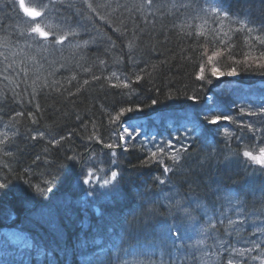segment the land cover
Instances as JSON below:
<instances>
[{"label": "trees", "instance_id": "1", "mask_svg": "<svg viewBox=\"0 0 264 264\" xmlns=\"http://www.w3.org/2000/svg\"><path fill=\"white\" fill-rule=\"evenodd\" d=\"M88 2L95 10H89L85 0H42L46 9L40 11L48 14L40 21L41 27L55 36L69 29L75 33L69 35L71 44L66 41L61 46L54 41L38 45L26 38L24 34L35 25L18 14V2L14 6L13 0H0V132L15 119L8 131L10 142L0 145V181L8 180L7 188L0 191V264H43L37 257L47 254L53 255L51 264H60L63 255L69 256L95 235L114 241L107 247L112 253L101 257L106 264H159L163 257L148 255L156 250L153 235H169V254L183 258V264H229V260L232 264H261L264 249L261 255L253 251L243 256L236 249L251 247L250 241H264L260 237L264 228L255 227L264 224V171L243 157L244 151L264 145V136L253 137L240 126L255 117H246L241 109L246 113L264 108V70L236 61L260 50L252 39L264 36L260 31L264 28V0H154L151 9L141 7L142 0ZM209 4L219 9V16L207 11ZM248 29L255 31L249 34ZM214 50H222L216 66L224 72L236 68L239 84L206 75V68L205 79L196 80L200 66L207 64L204 52ZM137 75L143 77L139 82ZM125 82L128 89L123 88ZM113 84L120 87L113 88ZM124 108L133 111L112 123L109 114L115 117ZM17 112L24 115L16 116ZM183 112L187 118L181 117ZM213 114L231 116L232 122L218 131L198 121ZM124 123L134 136L129 139L125 134L127 151L117 152L112 159L117 147L108 149L104 144L118 140ZM37 133L44 135L41 138ZM33 135L37 139L33 140ZM159 140L172 141L176 148L172 150L183 142L179 149L187 151H180L177 162L170 158L176 152L169 153L167 148L163 156L158 153L152 159ZM208 149L213 151L217 168L206 164ZM101 155L110 158L109 167L99 173L84 168L85 178L88 172L106 177L117 171L116 185H120L123 167L131 170L127 175L134 173L142 181L150 172L158 173L149 180L150 191L162 196V203L153 205L159 213L153 222L164 224L165 234L163 227L139 233L136 216L118 223L122 218L119 213H109L89 191L70 184L76 175L73 164L91 162ZM68 156L75 160L69 161ZM160 159L162 164L157 162ZM164 164L170 165L171 172H164ZM175 169L199 172L205 190L227 194L228 200L215 207L201 200L207 214L196 206L191 209L201 227L208 226L209 220L217 225L204 244H197L199 228H193L191 222L181 230L182 240L169 234L177 217L170 214L163 197L188 201L180 183L172 185ZM207 172L211 175L206 176ZM209 177L221 182L230 179L231 183L212 187ZM45 179L54 182L52 191L44 196L25 184L27 180L46 187ZM88 203L97 204L96 210L86 208ZM85 210L89 223L83 221ZM22 211L28 213L21 215ZM229 219L237 223L230 225ZM107 223H113L107 233L97 232ZM16 229L34 239L28 241ZM127 238L140 240L135 249L149 259L130 258L133 249L124 245Z\"/></svg>", "mask_w": 264, "mask_h": 264}, {"label": "snow or ice", "instance_id": "2", "mask_svg": "<svg viewBox=\"0 0 264 264\" xmlns=\"http://www.w3.org/2000/svg\"><path fill=\"white\" fill-rule=\"evenodd\" d=\"M16 4H17V0H13V5L16 6ZM85 5L89 10H95L94 5L92 3H89L88 0H85ZM153 6H154V0H142L141 7L151 9ZM39 9H46V5L44 3H42V0H35L34 5L26 4L25 0H18V8H17L18 14L22 13L23 16L29 18L30 23L35 25V26L31 27L30 33L24 34L26 36V38L32 39L33 42L38 44V45H45V42H48V44L50 45L53 41L56 45H61V46H63L66 41L69 44H71V40L69 39V35H72V36L75 35V33L71 32V29H69L68 33H61L60 35L55 36L53 34H50V32L45 30L43 27H41L40 21H41V19L46 18L48 13L46 10L40 11ZM204 11H205L204 9H201V12H204ZM207 11L211 12L214 17L220 15L219 9L217 7L210 5V4H209ZM224 18H227V17L225 16ZM253 31H255V30L254 29H248L249 34H251V32H253ZM260 31L264 32V28H261ZM196 34L199 35L200 33H196ZM252 43L253 44L258 43V45L260 46V50L258 51V53L256 55H252L251 53H249V54L244 56L243 61H236V63H238V64L243 63V64L247 65L249 68H251L254 64L256 68L264 70V36H262V35L255 36L252 39ZM251 47H252V45L250 44L249 48H251ZM203 55L207 59V64L200 66L199 73L196 74V80L203 81L205 79L204 72H205L206 66L210 68L211 76L214 78H217V79H220L223 76L234 77V76L238 75L237 69L234 67L231 68L229 71L224 72L216 66V62H217L218 58L222 55V50H214V51H210V52L205 51ZM113 76L115 77V73H113ZM142 78L143 77L141 75H137L136 76V82H139ZM97 79H98V77H97ZM210 82L211 81H209V83ZM84 84H88V81L85 80ZM112 87L118 88V87H120V85L119 84H113ZM123 88L128 89L129 83L128 82L123 83ZM152 103L155 104L156 100H153ZM131 111H133L132 108L121 109V111L115 117H112L111 114H109V119L112 121V123H117L118 121H120V118L125 114V112H131ZM241 112L243 114L248 115V116H256V117H258V120L256 122H249L248 124L242 123L240 126L243 128H246L248 132L252 133L253 137H255L257 134L264 136V108L260 109L259 111L249 110L246 113H244L243 109H241ZM22 115H24L23 112H17L16 113V116H22ZM29 118H31L30 113H29ZM204 119H206L207 122L209 124H212V125L221 124L222 120L229 122V123L232 122L231 116H221V115H217V114L205 116ZM33 122H35V121H33ZM14 124H15V119H13V121H12V125H14ZM12 125H10L6 131L0 132V145L6 146L10 142L11 138L8 136V131L12 130ZM121 132L123 134L118 135V140L116 142L106 143V144H104V147L108 148V149H113L114 147L120 146V144L125 141V138H126L125 134H126L127 138H129V139L133 138V136H134L133 133L129 132V130L127 128H123L121 130ZM37 135H39L42 138L44 134L43 133H37ZM37 135H33L31 138L33 140H35V139H37ZM228 135H230V133L225 132V136H228ZM97 142H100L99 138H97ZM56 143H59V141H56ZM262 143H264V141H262ZM172 148H173V144L171 141H169L168 142L169 153H171ZM257 150H258V154H254L252 150H246L243 152V157L247 158L248 161L259 166V169L261 171H264V146L258 145ZM5 151L6 152L9 151V149H7V147H6ZM125 151H127V148H125ZM180 151L186 152L187 148L177 149L175 154H171L170 158L173 160V162L178 161V156H179ZM158 153L161 156L164 155L165 149H164L163 145H161L157 151H153L151 153V158L155 159L157 157ZM116 155H117V153L115 151H113L111 153V156H113V157H115ZM67 159L69 161H74L75 156H68ZM157 162L162 164L163 159H160ZM113 163H115V161H113ZM170 171H171V168H169V167L164 168L165 173H168ZM92 176H93V173L88 172L87 173L88 178L83 179V183L85 185H90L91 184L90 178ZM54 179L53 180L45 179L43 181V184L46 187H42V186H40V184H37L34 186L27 180H25V184H27L31 189H34V192L38 196H44L45 192L50 193L52 191L53 187L51 185L53 184ZM157 179L159 180V183L161 185L165 184V180L159 179V178H157ZM117 183H119L118 172L117 171H111L110 177H107V176L104 177L102 179V183H99V185L101 187L107 188V187H113ZM7 186H8V180L0 181V191L5 190L7 188ZM163 200L165 201L166 206L169 208L170 214H173L177 217V222L174 224H171L170 229H169V234L171 236L174 235L176 240H182L181 239V230L185 229L186 222H191L193 228H199L200 239L197 241V244H204L205 238H209V239L211 238L212 230H215L217 227L216 224L211 223V220L208 221V226L201 227L197 218L194 215H192L191 209L185 207L181 199H176L175 197L165 195L163 197ZM196 208L201 209L205 214H207L208 210L206 208H204V206L202 204L197 202ZM246 219H247V217H246ZM228 223L230 225H235L237 222L229 219ZM178 225L181 227H178ZM255 227L258 229L264 228V224H256ZM260 237H264V231L260 232ZM249 243H251V245H252L251 247H244L242 249H236V251L239 253V255L243 256L244 253H251V252L256 251L258 249H264V241H260V242L250 241ZM177 251H179V249H177ZM251 259L255 260L256 257L252 256ZM229 264H232L231 260H229ZM261 264H264V260L261 261Z\"/></svg>", "mask_w": 264, "mask_h": 264}, {"label": "bare ground", "instance_id": "3", "mask_svg": "<svg viewBox=\"0 0 264 264\" xmlns=\"http://www.w3.org/2000/svg\"><path fill=\"white\" fill-rule=\"evenodd\" d=\"M248 117L247 115H245ZM182 118H187V113H182ZM258 117H254L252 119V122L257 121ZM183 120V119H181ZM248 120V118H247ZM260 137H262L260 135ZM259 138V137H258ZM264 141V140H262ZM207 144V143H206ZM204 144L203 147H206L207 145ZM114 151V150H113ZM112 151V152H113ZM212 149H208V151L205 152V155L207 154L209 156V159L206 161V164L209 166H213V168H217V166H214L215 161L212 153ZM112 159L115 157L111 156ZM110 158L106 155H101V157L93 158L91 159V162H85L84 160H81L78 162L77 166L73 164L75 168V172L79 171L81 168H87L95 173H99L103 171L104 169L109 167ZM165 167H170L168 164H164ZM223 169L219 167V170ZM59 172L58 170H56ZM129 170L128 167L122 168V174L127 175ZM171 172V171H170ZM175 176L174 180L172 182V185H177L180 183V189L183 190L186 194H188V201L184 203L185 207H188L189 209H193L194 206H196V203L200 202L201 200L208 201L207 206H216L217 203H224L228 200L227 194L221 191L216 192H209L205 190L204 186L202 185L201 176L199 175V172H191V173H182V171L178 172V169H175ZM70 174L73 176L74 172L71 167ZM158 174L157 172H150L147 177H145V181H142L140 177H137L134 173L125 176L121 175V184L116 185L113 187H107L103 188L99 185V183H102L103 177H100L98 174L93 175L96 178L91 179V184L86 185V187L81 186L83 181L82 178H85L84 176L78 177L80 180L76 181V186L79 189H83V191H89L90 193H94L96 191L102 193L107 192L105 197L101 198V202L103 203V207L106 209L109 208L108 212H117L119 213L122 218L117 221L118 223H123L126 219H133L136 216L135 220V230L139 233H144L146 231H153L154 228H161V231L166 232V227L164 224L154 223L153 217L156 215H159V213L155 210L154 206L158 207V204L160 205L162 203V196H156L155 193H153L150 187V179ZM211 172H207L206 176H210ZM60 178H63V174L60 170ZM75 179V176L73 177ZM174 181H177L174 182ZM219 183H222L221 186L229 185L231 183V180L228 179L226 181H217L213 177H209L208 184L212 187H217ZM146 185V187H144ZM149 189V190H148ZM193 189H196L195 191ZM79 190V191H81ZM154 203V204H152ZM115 205V208L112 206ZM28 211H22L21 215L27 214ZM193 215V213H192ZM113 223H107L104 225L103 228L98 230L97 232L100 233H107V231L110 230ZM117 225L114 223V226ZM5 228V229H4ZM2 231L4 232L6 230V227H4ZM120 229L121 227H117ZM54 237L57 235V233L54 231L51 233ZM132 236V235H131ZM167 235H153L151 238L154 239L155 244L153 249V252L151 254H148L150 258L155 257H163L162 260L159 262V264H183V258L178 256H170L169 254V245L167 241L170 239V236ZM136 240V241H135ZM140 240H137L136 238L132 240L131 238H127L125 241V246H129L133 249L130 258L139 259L140 257L144 259H149V257L145 256L143 252L138 251L135 249V247H138L139 245L137 242ZM108 245H111L114 243L113 240H107L106 241ZM112 252L108 249H106L103 245L100 246H88L85 243H83L80 246H77L70 255H63L60 260V264H106L101 260V257L103 255L111 254ZM52 254L47 255H41L37 257V259H42L43 264H51L52 263ZM128 257V256H127ZM126 258V257H125ZM121 260H124L122 258ZM39 264V263H38ZM201 264V263H198Z\"/></svg>", "mask_w": 264, "mask_h": 264}, {"label": "rangeland", "instance_id": "4", "mask_svg": "<svg viewBox=\"0 0 264 264\" xmlns=\"http://www.w3.org/2000/svg\"><path fill=\"white\" fill-rule=\"evenodd\" d=\"M206 68V71H207V73H205L206 75H211V73H210V68L209 67H205ZM212 77V76H211ZM214 78V77H213ZM224 78H226V81L227 82H230L231 84H233V85H235V84H239L240 83V78H239V76L238 75H236V76H234V77H228V76H223V77H221L220 79H217V80H223ZM221 83H223V82H221ZM244 84V83H243ZM256 85H261V84H256ZM246 86H248V85H246ZM216 90H219V89H216ZM192 101H194L193 99H191ZM210 100H211V98H209V97H207L205 100H204V105H207V103H209L210 102ZM204 117L205 116H203V118L202 117H200L199 119H198V121L199 122H206L207 120L206 119H204ZM229 122H226V121H221V124H218V125H212V124H209L208 122H206V126H208V127H214V128H216V130H220L221 128H223L224 127V125L225 124H228ZM130 132V131H129ZM139 132H141V131H139ZM181 145H179V147H178V149L182 146L183 147V145H184V143L183 142H179ZM165 144L166 145H168V141H166L165 142ZM158 146H159V143L157 144ZM258 145H260V146H264L263 144H258ZM257 145V146H258ZM126 141H124V142H122L121 143V146H118V148H116V150H115V152L117 153V152H119V151H124L125 150V148H126ZM168 147V146H167ZM173 149H174V147H173ZM248 150H252V148H250V149H248ZM173 152H176V150H172ZM253 151V153L254 154H258V150H257V147L254 149V150H252ZM171 155V154H170ZM245 158V157H244ZM246 159V161H248L247 160V158H245ZM248 163H252V162H250V161H248ZM252 164H254V163H252ZM76 173V175H75V179L73 180V178H71V180L73 181V182H70V184L71 183H76V181L77 180H80V178H77V176L78 177H82V176H85L86 175V171H85V169L84 168H81L79 171H77V172H75ZM111 172H109L108 173V175L110 174ZM108 177H110V175L108 176ZM88 178V177H87ZM83 179H85V178H82L81 180L83 181ZM103 188H105V187H103ZM92 194V196H97L98 197V200H101V196H102V194H104L103 192L102 193H100V192H98V191H96V192H94V193H91ZM201 213H204V212H201ZM248 246H249V243H248ZM263 250V249H262ZM255 254H262V251H261V249H259V250H256L255 251Z\"/></svg>", "mask_w": 264, "mask_h": 264}]
</instances>
